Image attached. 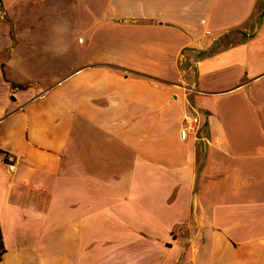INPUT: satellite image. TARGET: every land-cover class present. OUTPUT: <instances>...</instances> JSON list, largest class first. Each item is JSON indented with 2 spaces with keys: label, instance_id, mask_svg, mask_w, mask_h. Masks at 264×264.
I'll use <instances>...</instances> for the list:
<instances>
[{
  "label": "crops",
  "instance_id": "0c3cea01",
  "mask_svg": "<svg viewBox=\"0 0 264 264\" xmlns=\"http://www.w3.org/2000/svg\"><path fill=\"white\" fill-rule=\"evenodd\" d=\"M1 251L264 264V0H0Z\"/></svg>",
  "mask_w": 264,
  "mask_h": 264
},
{
  "label": "rangeland",
  "instance_id": "374dc122",
  "mask_svg": "<svg viewBox=\"0 0 264 264\" xmlns=\"http://www.w3.org/2000/svg\"><path fill=\"white\" fill-rule=\"evenodd\" d=\"M54 7H55V5H54ZM58 7H59V5H58ZM64 17H66V18L71 19V20L74 21L75 15H74V12L73 11L70 12L69 14H66L64 12V8L63 7H61V9L60 8H58V9L57 8L51 9V18H50V20H51V26L50 27L51 28H50V34H52V32H54L56 30L55 28L60 25V23H61L60 20L63 22ZM47 20H48V18H47ZM45 25L47 26L48 23H46ZM45 33L47 34V32H45ZM42 59H44V56H43ZM61 62H65V60L63 58H58L53 63L51 62V65H47V66H45V68L43 67L42 69H41V67H42L41 65H44V63H41V62L40 63H37L35 66H38V68L40 66L41 67H40L39 70L35 68V72L32 71V76L38 77L41 74H44L45 76L51 75L52 77H54L55 74H56L55 70H56L57 66ZM53 64L55 66H53ZM48 66H50V67H48Z\"/></svg>",
  "mask_w": 264,
  "mask_h": 264
},
{
  "label": "built area",
  "instance_id": "2783aa9c",
  "mask_svg": "<svg viewBox=\"0 0 264 264\" xmlns=\"http://www.w3.org/2000/svg\"><path fill=\"white\" fill-rule=\"evenodd\" d=\"M201 118L198 113L186 115L180 127V138L186 140L191 134L196 138L199 136ZM7 168L12 172L15 168V161L7 158Z\"/></svg>",
  "mask_w": 264,
  "mask_h": 264
},
{
  "label": "trees",
  "instance_id": "16d2710c",
  "mask_svg": "<svg viewBox=\"0 0 264 264\" xmlns=\"http://www.w3.org/2000/svg\"><path fill=\"white\" fill-rule=\"evenodd\" d=\"M5 162H7V158H6ZM1 258H2V251L0 252V260H1Z\"/></svg>",
  "mask_w": 264,
  "mask_h": 264
}]
</instances>
